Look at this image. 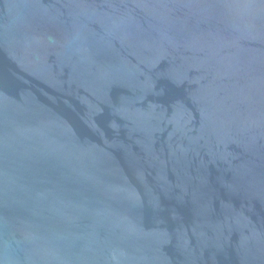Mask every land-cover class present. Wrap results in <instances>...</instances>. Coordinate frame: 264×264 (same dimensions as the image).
Masks as SVG:
<instances>
[{"label":"water","instance_id":"water-1","mask_svg":"<svg viewBox=\"0 0 264 264\" xmlns=\"http://www.w3.org/2000/svg\"><path fill=\"white\" fill-rule=\"evenodd\" d=\"M0 264H264V0H0Z\"/></svg>","mask_w":264,"mask_h":264}]
</instances>
